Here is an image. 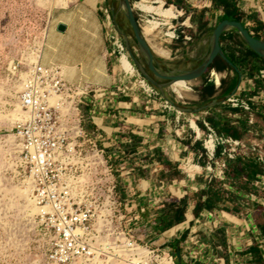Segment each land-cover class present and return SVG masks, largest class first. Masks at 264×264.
<instances>
[{
	"label": "crops",
	"instance_id": "1",
	"mask_svg": "<svg viewBox=\"0 0 264 264\" xmlns=\"http://www.w3.org/2000/svg\"><path fill=\"white\" fill-rule=\"evenodd\" d=\"M66 9L57 16L56 28H49L46 32L41 62L44 65L61 66L66 79L72 85L89 88L90 94L84 98L80 106L83 122L90 128L88 133H92L103 148L114 150L112 156L114 160H117L118 169L127 176L125 185L127 199H132L134 208H137L136 214L142 216L138 229L145 225L152 228L153 221L162 216L165 201L181 202L188 199L187 220L162 233L163 242L160 245H165V248L169 250L176 246L174 251L180 247L183 261L187 264H257L256 256L249 251L254 245L264 259V234L261 231L264 226L263 192L258 191L257 197L252 196V199L249 198L251 196L240 195L243 201L238 205L226 204L223 212H215L212 217H209L208 213H202L198 219H195L193 216L195 203L191 198L196 191H203L207 187L205 150L198 136V130L192 127L193 120L189 130L185 131L184 127H181L183 136L180 142L172 139V133L180 131L174 129L179 125L169 128L168 124L179 123L181 119L188 120L187 117L197 120V116L182 114L178 121L177 114L158 110L161 107L164 108L165 100L151 98L142 91L139 97L133 98L108 95L109 91L121 86L122 80L119 70L115 68L116 60L111 56L106 45L110 31L107 0H69ZM204 9H202L203 12L208 17L211 16V11L208 10L210 8ZM191 17L198 19L194 15ZM259 19L264 23V17ZM60 25L64 27L62 32L58 31ZM183 31L185 35H194L191 28ZM251 33L253 34L252 31ZM234 34L232 31H227L224 35L229 39ZM161 60L163 63L161 67L164 68L166 65V68L168 66L170 69L169 63L164 59ZM261 65L260 61L252 63L254 78H258V72L264 70ZM176 68L181 67L176 66ZM213 70H210V75L215 76V73L221 75L225 85L236 78V73L232 69L221 72ZM244 71L235 95L248 99L251 95L247 93L254 90V83L252 78L246 76L248 68ZM211 76L207 79L202 78L197 89L204 87L207 82H213ZM197 93L201 94V91ZM250 106L252 107L250 113L240 109L236 113L227 105L228 114L221 115L230 125H237L243 120L252 129L253 127L249 126L252 110H254L251 100ZM263 110L264 107L259 113L257 112L259 117L264 116ZM211 114L210 110L202 113L203 118L200 122L202 124L206 122V118ZM197 126L200 129L198 124ZM202 131L206 133L205 129ZM261 132L264 135V131ZM130 134L142 139L137 152L132 155L117 152L120 144L128 143V140L123 137ZM252 146L248 144L246 147ZM155 149L163 152L165 159L169 158L178 166L182 174L180 181L169 184L162 178L161 163H151V159L147 161L146 156ZM177 150H181L183 155L181 158L174 159L172 155ZM197 166H200V172L196 170ZM140 169L146 177L139 175ZM152 213L154 216L144 219L143 215Z\"/></svg>",
	"mask_w": 264,
	"mask_h": 264
},
{
	"label": "built area",
	"instance_id": "2",
	"mask_svg": "<svg viewBox=\"0 0 264 264\" xmlns=\"http://www.w3.org/2000/svg\"><path fill=\"white\" fill-rule=\"evenodd\" d=\"M178 32V28L173 29V38L178 39L184 33L183 30ZM184 38L191 40L192 36L184 35ZM108 42L119 64L122 57L128 59L122 40L113 28L108 32ZM41 56L42 50L35 47L31 63L25 70L22 63L14 60L8 65L7 73L20 85L18 98L22 115L12 129L18 148L17 168L36 210V225L46 246L45 263L177 264L169 249L152 248L137 239L140 216L115 214L106 207L100 208L95 186L86 175L78 174L84 160L80 149L86 143L95 146L96 141L94 135L84 131L80 112L90 90L86 86L72 85L61 66L44 65ZM122 73L121 86L109 91L108 95L131 97L137 83L149 97L159 99V93L136 69L132 74L123 70ZM258 77L264 78V70L258 72ZM250 100L252 98L233 95L225 104L250 113ZM164 109L177 114L180 120L182 114L167 101ZM203 126L208 185L212 180L223 181L226 160H235L245 152L246 146L241 140L217 134L207 122H203ZM210 140L213 145L208 148L206 142ZM250 149L256 154L258 163L264 165V155L255 146ZM95 152L103 161L104 150L96 149ZM196 170L200 172V166ZM255 188L264 193V177L258 178ZM212 215L208 213L209 217Z\"/></svg>",
	"mask_w": 264,
	"mask_h": 264
},
{
	"label": "rangeland",
	"instance_id": "3",
	"mask_svg": "<svg viewBox=\"0 0 264 264\" xmlns=\"http://www.w3.org/2000/svg\"><path fill=\"white\" fill-rule=\"evenodd\" d=\"M156 1L158 0H130L138 24H140L149 44L160 59H164L169 63L170 69H176V66L181 68L195 66L197 64L195 59L205 52L210 31L218 22L219 17L208 20V16L203 12L202 22L204 25L199 28L200 19L195 20L191 16L199 17L202 9L212 6L211 0H182L185 6L188 7L185 10L176 5H167L166 0ZM240 1L244 12L249 13L256 10L258 18L264 17V0ZM140 2L149 4L154 2L156 6L162 5L164 9L173 8L177 16L167 18L154 11L140 10L137 5ZM68 3L69 0H0V264H46V246L36 225L35 212H31V204L25 194L26 186L23 183L22 173L17 168L18 148L12 129L20 116L18 98L20 85L17 79L8 76L7 68L14 60L22 63L23 70L30 65L33 49L35 47L43 49L46 38L45 32L49 28H56L57 16L66 9ZM107 3L110 14L109 28L116 31L109 5L112 4L116 8L117 0H107ZM116 20L130 33L128 24L121 12L116 16ZM149 21L159 22L160 24L153 32L145 33L144 27ZM247 25L251 27L252 24L248 22ZM174 28L179 29L178 33L186 28H191L194 35H192L191 40H187L183 36L178 39L173 38L172 31ZM188 35L191 36V34ZM129 41L133 46L134 53L140 57L139 49L134 46L131 37H129ZM106 45L111 56L116 60L115 68L119 70L120 78H122L123 73L118 57L111 53V45L108 41H106ZM159 49L164 50L165 55H160L158 53ZM128 60L130 61L129 56ZM131 65L139 72L132 62ZM210 76V71H208L204 73L203 79ZM211 77L216 91L214 97H219L223 87L220 86L221 75H218L219 83H216L215 76L212 75ZM201 82L202 76L199 80L188 83L189 89L181 90V97L171 88L168 90V96L186 107H198L204 104L201 95L197 93V88ZM135 85L131 97L128 98L139 97V94L143 92L137 83ZM251 98L254 110H252V124H249V126L253 128L248 127L251 130L245 134L244 139L241 141L245 146L248 144L255 146L263 156L264 141L262 137L264 135L261 134V131H264V122L258 116V113L264 107V91L260 90L255 95H251ZM159 100L165 99L160 96ZM250 108L252 109L251 106ZM158 110L163 111L166 109L161 107ZM228 111L227 105H223L218 110L224 115H227ZM15 116H17V119ZM196 116L197 120L187 117L188 120L181 119L179 123L168 124L169 128L179 125L174 129L180 131L172 133V139L175 142L181 141L180 138L183 136L181 127H184L185 131L189 130L191 120L197 124L203 118L202 113ZM88 134L92 135V133ZM205 135L206 133L200 130L202 145L204 144ZM100 144L96 139L95 146L88 143L82 146L80 150L83 152L84 160L82 171H79L78 174L86 175L87 180L95 186V194L98 197L100 208L106 207V210H112L115 214L120 212L121 214L140 216L142 219L141 215L136 214L137 208H134L135 204L132 199H123L122 194H127L125 189L127 176L118 169V164L115 163L112 154L107 153L106 149ZM96 149L104 150L103 161L100 155H96ZM182 155L183 152L177 150L172 156L177 159V157L181 158ZM152 216H154V213L150 214L148 219ZM136 235L137 239L143 244H148L152 248L165 249V245H160L163 242L161 240L163 236L148 225L137 229ZM170 251L174 252V248H170Z\"/></svg>",
	"mask_w": 264,
	"mask_h": 264
},
{
	"label": "trees",
	"instance_id": "4",
	"mask_svg": "<svg viewBox=\"0 0 264 264\" xmlns=\"http://www.w3.org/2000/svg\"><path fill=\"white\" fill-rule=\"evenodd\" d=\"M212 6L209 11H211V16L208 20L219 17L221 19L237 20L241 21L242 24L257 38L264 39V23L258 18L257 11H250L249 13L244 12L240 5L239 0H211ZM167 5H176L179 8H188L182 0H166ZM206 10V9H204ZM204 10L200 11L199 19L201 28L204 23L202 22V13ZM247 22H251V27L247 26ZM225 34V33H224ZM222 34L220 38V43L223 50L225 51L228 58L238 67L241 71L242 76L244 75V70L248 68V78L253 79L254 90L248 92L247 94L255 95L260 90L264 91V78H254V66L252 63L261 62L262 69H264V58H260L255 53H253L249 48L244 46L242 40L236 34L233 37L225 38ZM184 33L181 36L184 37ZM214 69L218 72L224 70H230L220 58H216L213 63L208 67L207 71ZM205 72V73H206ZM204 75V74H203ZM203 78V76H202ZM236 78L231 80L229 84L225 85L224 81L221 80L220 86L222 87L221 96L226 95L230 92L235 85ZM201 100L203 103H207L213 100L216 91L212 82H207L206 85L200 89ZM246 93H244L245 95ZM220 96V97H221ZM222 107L218 106L210 111L212 114L210 117L206 118V122L210 125L212 129L217 134L233 137L234 139L243 140L245 134H247L248 126L246 122L241 120L237 125H230V123L221 115L222 113L218 110ZM233 112L238 113L240 110L233 109ZM260 118L264 121V116L261 115ZM201 130H204V126L201 122L197 123ZM83 128L86 133L89 132V126L83 122ZM123 139L128 140V143H122L118 146L117 152H121L123 155H132L137 152L142 139L130 134L124 136ZM107 153L113 154V149H106ZM220 150H216V156L219 157ZM147 161L151 159V163L159 162L163 166L162 178L166 179L169 184H174L180 181L182 174L178 169V166L173 163L169 158L165 159L163 152L155 149L152 153L146 156ZM117 164V160H114ZM139 175L141 177H146V174L139 170ZM264 177V165L258 163L257 156L250 148L246 147L244 153H241L233 161L226 160V169L224 172L223 181L212 180L203 191H196L194 196L191 198L192 202L195 203V210L193 216L195 219L200 217L202 213L214 214L215 212H223L226 204L238 205L242 202L240 195L254 196L257 197L258 189L255 188V183L258 178ZM264 198V193H262ZM123 199H127L125 193L122 194ZM188 208V199H184L181 202L177 200H167L164 203V209L162 211V216L155 219L152 223V228L158 234H162L170 230L175 225L185 222L186 212ZM144 219H148L149 215H143ZM264 234V226L261 228ZM174 248L176 246H173ZM252 255L256 256L257 264H264V259L261 258L257 247L254 245L249 249Z\"/></svg>",
	"mask_w": 264,
	"mask_h": 264
},
{
	"label": "water",
	"instance_id": "5",
	"mask_svg": "<svg viewBox=\"0 0 264 264\" xmlns=\"http://www.w3.org/2000/svg\"><path fill=\"white\" fill-rule=\"evenodd\" d=\"M109 9L114 21L115 29L122 40V44L127 51L130 61L134 66H136L139 73L144 77L149 85L153 87L159 95L171 106H173L180 114L197 115L207 112L215 107L224 105L225 102L235 95L238 90L242 80V74L223 50L220 43L222 34L227 31H232L239 36L244 46L249 48L260 58H264V39L255 37L241 21L224 18L218 21L210 31L206 50L200 57L195 59V61H197V65L194 68H176L174 70L168 68L164 69L161 67V64H163L162 60L157 56L145 37L140 24H138L130 0H117V7L115 8L112 4H110ZM120 12L123 14V17L128 24L130 33H128L116 20V16ZM58 31H64V27L60 25L58 27ZM129 37H131L134 46L139 49L140 57L134 53ZM216 58H220L236 73V82L230 92L198 107H186L175 102L168 96V90L171 89L175 83L180 81L190 83L198 80V78L203 76ZM173 256L176 258L177 264H187L183 261L180 247L176 248L173 252Z\"/></svg>",
	"mask_w": 264,
	"mask_h": 264
},
{
	"label": "bare ground",
	"instance_id": "6",
	"mask_svg": "<svg viewBox=\"0 0 264 264\" xmlns=\"http://www.w3.org/2000/svg\"><path fill=\"white\" fill-rule=\"evenodd\" d=\"M158 1H160V0H158ZM158 1H156V2H158ZM137 5H138V7L140 9H143L145 11H154V12H156V13H158L160 15H163V16H165L167 18H171V17H176L177 16V14L173 10V8H166V9H164L162 7V5L161 6H156L154 2H151V4L144 3V2H140ZM140 12H142V11H140ZM159 24H160L159 22L149 21L148 24L144 27V32L145 33H151V32H153L159 26ZM158 53L160 55H165V51L162 50V49H159L158 50ZM120 66H121V69L123 71H125L126 73H128V74H132V72L135 71L134 67L131 65L130 61L125 56L121 58V60H120ZM215 80H216V83H219V78H218V75L216 73H215ZM172 89H173V91L176 94L180 95V97H181V90H183V89H187L188 90L189 87H188V83L187 82L180 81V82L175 83L173 85ZM21 115L22 114L20 112V116ZM20 116H19L18 120L20 119ZM15 118L17 119V116H15ZM192 127L198 130V126L194 122H192ZM212 143L213 142L211 140L210 141H207L206 142V147L211 148L212 145H213ZM22 192H24V191H22ZM25 194L28 196L27 197V200L31 204V212H35L36 210H35V208H34V206L32 204L31 198L29 196V190H28L27 187L25 189Z\"/></svg>",
	"mask_w": 264,
	"mask_h": 264
},
{
	"label": "flooded vegetation",
	"instance_id": "7",
	"mask_svg": "<svg viewBox=\"0 0 264 264\" xmlns=\"http://www.w3.org/2000/svg\"><path fill=\"white\" fill-rule=\"evenodd\" d=\"M166 68V65L164 66V69ZM167 68H168V66H167ZM262 139H263V141H264V136L262 137Z\"/></svg>",
	"mask_w": 264,
	"mask_h": 264
}]
</instances>
